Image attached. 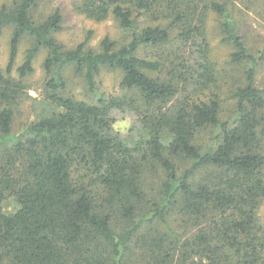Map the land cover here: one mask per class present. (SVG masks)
<instances>
[{
    "label": "trees",
    "instance_id": "1",
    "mask_svg": "<svg viewBox=\"0 0 264 264\" xmlns=\"http://www.w3.org/2000/svg\"><path fill=\"white\" fill-rule=\"evenodd\" d=\"M44 1L0 5V264H264V49L239 22L264 21V0H79L119 35L71 48Z\"/></svg>",
    "mask_w": 264,
    "mask_h": 264
},
{
    "label": "rangeland",
    "instance_id": "2",
    "mask_svg": "<svg viewBox=\"0 0 264 264\" xmlns=\"http://www.w3.org/2000/svg\"><path fill=\"white\" fill-rule=\"evenodd\" d=\"M9 0H0V5ZM79 3V0H45L40 7L44 13L48 14L58 9L62 15V31L57 35V39L66 48H71L77 43L82 42L87 36H90V44L93 47L98 45V42L105 36L116 39L119 35V30L112 20H108L104 23H94L80 16L75 6ZM241 28L247 36L248 44L254 47V53L264 49V21L259 16L251 15L249 18H239ZM210 24H213L211 21ZM211 27V26H210ZM215 34L218 35L215 30ZM217 35L212 36V49L215 56V60L223 68L225 67L227 73L231 72L229 65L225 66V59L227 58L230 49L221 45L219 37ZM8 40L9 32L3 31L0 36V66L4 67L8 58ZM24 49V48H23ZM23 57V52L20 51L17 60V65L20 64ZM44 56L40 53L34 62L35 72L28 77V95L31 98L37 97L36 89L41 84L44 74L42 70V61ZM256 81L258 84L264 82V63L257 67ZM102 82V88L107 92H113L115 85V76L110 72H104L100 77ZM73 90H79L77 85H72ZM29 101L26 100L20 109V113L16 116L17 126L16 129H21L25 122H28L34 118L28 108ZM131 121L129 118H119L114 124L116 131L120 132L123 136H126L130 127ZM127 137V136H126ZM4 212L8 213L13 210L10 201L4 204ZM259 218L264 223V205L259 210Z\"/></svg>",
    "mask_w": 264,
    "mask_h": 264
}]
</instances>
